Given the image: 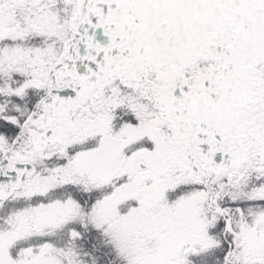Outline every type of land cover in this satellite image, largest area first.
<instances>
[{"label":"snow or ice","instance_id":"obj_1","mask_svg":"<svg viewBox=\"0 0 264 264\" xmlns=\"http://www.w3.org/2000/svg\"><path fill=\"white\" fill-rule=\"evenodd\" d=\"M0 264H264V0H0Z\"/></svg>","mask_w":264,"mask_h":264}]
</instances>
